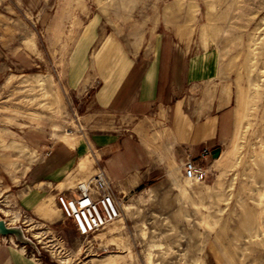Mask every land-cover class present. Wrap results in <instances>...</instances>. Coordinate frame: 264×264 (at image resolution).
<instances>
[{"label": "rangeland", "instance_id": "obj_1", "mask_svg": "<svg viewBox=\"0 0 264 264\" xmlns=\"http://www.w3.org/2000/svg\"><path fill=\"white\" fill-rule=\"evenodd\" d=\"M157 33L214 51L211 87L234 94L233 132L207 179H186L170 152L167 170L118 193L122 217L89 237L54 194L23 208L21 177L46 156L42 140L74 143L73 135L106 130L99 120L110 118L89 116L80 81L69 78L77 44L84 40L89 62L107 35L151 45ZM166 117L153 115L147 133ZM91 159L68 186L97 172ZM0 182V194L11 195L0 214L36 241L39 252L27 249L41 264H264V0H0Z\"/></svg>", "mask_w": 264, "mask_h": 264}, {"label": "crops", "instance_id": "obj_2", "mask_svg": "<svg viewBox=\"0 0 264 264\" xmlns=\"http://www.w3.org/2000/svg\"><path fill=\"white\" fill-rule=\"evenodd\" d=\"M168 37L157 33L150 45L146 40L121 44L107 35L89 62H83L82 51L88 47L84 40L77 44L69 78L80 81L76 89L86 98L87 110L93 111L89 116L106 114L110 118L99 120L106 130L85 137L73 135L74 143L42 140L49 145L46 156L32 163L21 177L25 197L16 199L23 208L41 207L42 192L56 197L68 189L71 174L91 168L92 156L96 169L104 168L115 190L126 195L167 170L170 152L177 162L188 154L200 161L205 148L213 150L231 137L234 94L221 86L211 87L217 78L214 51L201 42L186 44ZM88 76L90 83L84 84ZM163 111L167 114L165 127L147 133L149 119ZM5 183L0 182V188ZM10 197L5 189L0 203ZM1 216L13 224L6 214ZM0 264L41 263L27 246L0 242Z\"/></svg>", "mask_w": 264, "mask_h": 264}, {"label": "built area", "instance_id": "obj_3", "mask_svg": "<svg viewBox=\"0 0 264 264\" xmlns=\"http://www.w3.org/2000/svg\"><path fill=\"white\" fill-rule=\"evenodd\" d=\"M212 152L205 148L200 161L188 154L181 162L184 176L195 182L205 181L210 160L214 159ZM56 199L64 218L84 237L93 236L122 217V198L101 167L86 182L79 181L76 186L60 191ZM0 242L20 245L12 236L0 235ZM31 255L38 260L35 253Z\"/></svg>", "mask_w": 264, "mask_h": 264}, {"label": "water", "instance_id": "obj_4", "mask_svg": "<svg viewBox=\"0 0 264 264\" xmlns=\"http://www.w3.org/2000/svg\"><path fill=\"white\" fill-rule=\"evenodd\" d=\"M213 158H218L222 153L221 147L213 149ZM0 235L12 236L18 243L25 246H31L39 252V246L36 241L27 234L25 228L22 225L10 224L4 218H0Z\"/></svg>", "mask_w": 264, "mask_h": 264}, {"label": "bare ground", "instance_id": "obj_5", "mask_svg": "<svg viewBox=\"0 0 264 264\" xmlns=\"http://www.w3.org/2000/svg\"><path fill=\"white\" fill-rule=\"evenodd\" d=\"M68 135H69V134H68ZM69 136H70V135H69ZM65 139H66L67 141H69V140H70V141L73 140L72 138L70 139V137H66ZM219 157H220V156H219ZM219 157H218V158H219ZM216 160H217V158H216ZM185 178H186V177H185ZM186 179H188V178H186ZM188 180H190V179H188ZM190 181H192V180H190ZM192 182H195V181H192Z\"/></svg>", "mask_w": 264, "mask_h": 264}]
</instances>
